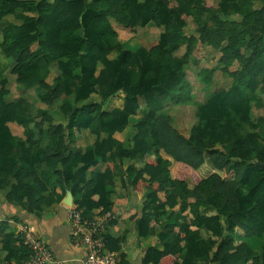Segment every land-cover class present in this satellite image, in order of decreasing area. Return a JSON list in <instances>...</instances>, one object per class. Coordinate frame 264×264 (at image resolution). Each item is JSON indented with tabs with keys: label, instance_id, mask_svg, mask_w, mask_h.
Listing matches in <instances>:
<instances>
[{
	"label": "trees",
	"instance_id": "trees-1",
	"mask_svg": "<svg viewBox=\"0 0 264 264\" xmlns=\"http://www.w3.org/2000/svg\"><path fill=\"white\" fill-rule=\"evenodd\" d=\"M217 1L214 7L207 0H0V21L16 11L27 14L22 25L3 30L0 51L9 63L4 74L15 77L20 94L33 89L41 105L57 106L66 121L55 124L41 109L34 120L24 100H8L7 81L1 80L0 186L6 201L37 208L36 196L44 189L38 170H47L55 186L70 185L87 200L97 195L90 208L108 210V194L94 183L95 175L85 181L86 173L98 168L97 157L140 161L138 171L127 169L133 185L144 182L149 191L135 219L139 236L153 235L166 209L191 214L190 220L169 216L173 223L159 234L163 251L149 249L144 263L264 264V245L259 259L245 242L264 235V169L254 164L264 163V0ZM188 22L196 26L195 35H187ZM148 25L163 28L153 45L121 50ZM199 46L220 56L196 78L208 87L219 71L231 84L206 94L185 137L164 106L195 102L187 68ZM53 63L56 76L49 85ZM117 93L124 95L123 107L104 112L103 103ZM93 95L101 102L92 101ZM142 104L143 115L130 125ZM253 106L262 111L256 120ZM13 126L22 128L24 141H14ZM82 128L96 140L85 153H71L72 132ZM125 130L128 147L114 138ZM101 133L107 137L100 141ZM172 163L178 167L173 175ZM203 169L211 172L203 176ZM201 207L212 210L201 213ZM6 229L0 222V238ZM237 231L243 241L234 239ZM4 238L0 260L25 263L30 253L24 242L26 250L14 257L15 241Z\"/></svg>",
	"mask_w": 264,
	"mask_h": 264
},
{
	"label": "crops",
	"instance_id": "crops-1",
	"mask_svg": "<svg viewBox=\"0 0 264 264\" xmlns=\"http://www.w3.org/2000/svg\"><path fill=\"white\" fill-rule=\"evenodd\" d=\"M21 1H34L39 0H21ZM26 13L21 11H16L14 14L6 15L0 21V44L2 43V35L4 28L9 25L20 26L23 22V17ZM29 16L34 17V14H29ZM146 29V28H143ZM144 33V32H143ZM143 33L141 35H143ZM139 35V36H141ZM158 38V36H157ZM156 38V40H157ZM134 39H138L134 38ZM131 39V40H134ZM130 41L126 42L121 46V50L134 52L138 48L131 49L127 47ZM156 42V41H155ZM127 44V45H126ZM153 45V44H152ZM150 47V46H149ZM130 48V49H129ZM118 53V50L112 52L109 55V59L114 58ZM7 60L4 58L0 51V82L1 80H6V89L9 91L8 100H15L21 98L28 106L32 108V116L34 120H37L36 111L38 109L44 110L54 117L55 124L65 125L66 121L58 115L57 106L46 107L41 105L37 100L36 96L29 95L27 90L24 94H20L16 85V80L13 75L4 74L7 66ZM45 67L41 68L44 71ZM57 69V64L53 63L48 66V72L46 77V82L51 85L53 79L55 78V70ZM10 84H13V89L16 91L11 93ZM33 91V89H31ZM34 92V91H33ZM35 95V93H34ZM123 97L122 93H117L115 96L107 99L103 103V111L110 112L113 109H121L123 107ZM92 101L97 103L101 102L98 95H93ZM189 106V105H188ZM181 107L185 106H174L170 103L164 106V112L171 117L174 122L176 115H180ZM144 105L139 107V111L135 116L130 119V125L139 121L140 117L144 112ZM175 111V115L172 118L171 112ZM174 125V124H173ZM33 127V124H30ZM183 136L188 137L189 130L187 133L179 130L177 126H174ZM12 136L15 142H20L25 140V135L21 127L13 126ZM129 130L121 132V134H116L114 138L124 142L125 146H130L128 139ZM106 134H100V141L106 139ZM36 138H39L36 133ZM96 140L95 135L87 129H79L72 132V144L69 145V152H77L80 154L85 153L89 150ZM42 150L38 149L36 154L39 155ZM165 158L164 155H162ZM109 156L106 155L105 160L102 162L100 158L98 160V168L88 171L86 173V180L88 182L90 176L95 175V181L99 187L104 188V191L108 194L106 201H109L111 210L114 214V220L109 223V225L103 230V238L106 244V251L116 254L118 264H146L143 262L144 256L149 249H156L158 251H163L164 244L159 238L160 232H162V227L168 224H172L173 220H169V216L172 214L174 216L181 215L187 217L188 220L191 219V214L189 210L181 213L178 208L175 207L172 210L166 209V213L160 220V226H155L154 234L147 235L145 237L139 236L136 228V217L141 214L142 206L144 202H147V196L149 191L146 190L144 182H139L136 186L133 185V179L128 175L127 169L133 166L135 170L142 168L143 164L140 161H131L129 159L116 160L115 162L108 161ZM81 167V164L77 168ZM178 168L177 164L172 163L169 167L170 174L173 175L175 169ZM39 169V168H38ZM41 175V181L44 183V189L40 190V193L36 196L38 207L31 210L27 204H16L8 203L5 198L4 189L0 186V222L7 223V229L4 235L0 238V241L7 235L11 236L12 241H15V247L13 250V256L19 257L26 248L23 244V238L21 230L23 227H31L37 239L42 241L44 245L49 249L52 254V262L50 264H81L85 257V250L83 248H75L70 242V231L69 223L67 220V212L69 208H75L82 213V216L86 219H91L98 215L100 211H103L102 207L97 209H91L90 203L94 204L97 202L98 196L85 198L82 192H72L70 185L60 188L55 186L56 178L51 177L50 172L47 170H38ZM188 188L193 189L194 185L191 179L186 180ZM70 195L71 206L66 203ZM162 195L159 198L162 199ZM189 202H192L191 200ZM89 204V205H88ZM96 204V203H95ZM206 210H212L211 208H200V212L203 213ZM107 211V210H104ZM234 239L236 241L242 240L241 232H236L234 234ZM5 239V238H4ZM107 240L108 248H107ZM246 244L252 251L254 257L261 259L262 257V247L264 245V235L262 238H250L245 240ZM22 243V244H20ZM110 246L118 247L117 251L111 250ZM6 252L4 255L6 256ZM3 258V257H2ZM22 259V257H20ZM0 264H16L14 258L10 262L0 260ZM149 264V263H148ZM198 264H204L203 262H198Z\"/></svg>",
	"mask_w": 264,
	"mask_h": 264
},
{
	"label": "built area",
	"instance_id": "built-area-1",
	"mask_svg": "<svg viewBox=\"0 0 264 264\" xmlns=\"http://www.w3.org/2000/svg\"><path fill=\"white\" fill-rule=\"evenodd\" d=\"M70 242L75 248H83L86 252L81 264H118L116 254L106 251L103 230L114 220L110 210L100 211L91 219H86L82 213L69 208L67 212ZM24 244L29 249V258L23 264H50L52 254L42 241L36 238L31 227L21 230Z\"/></svg>",
	"mask_w": 264,
	"mask_h": 264
},
{
	"label": "rangeland",
	"instance_id": "rangeland-1",
	"mask_svg": "<svg viewBox=\"0 0 264 264\" xmlns=\"http://www.w3.org/2000/svg\"><path fill=\"white\" fill-rule=\"evenodd\" d=\"M207 2H209L211 5L216 7V3L218 1L217 0H207ZM195 28L196 26L194 25L193 22H188L187 29H186L187 35H190V34L195 35ZM162 32H163V28H157V27L148 25L146 29H139L135 37V38L138 37V39H134V38H132L134 40L130 39L129 40L130 42L127 43L128 44L127 47H130L131 49L138 48L140 46L149 47L155 43L157 36ZM142 33L143 35H141ZM182 52H183V49L181 50L180 54H182ZM219 56L220 54L218 52L212 51L210 48H207V47L199 46L194 51L193 59L187 68V78L189 82H192V84L194 83L192 87L194 90H196V93H194L195 102H193L192 105L181 107L182 112H180V115L178 114L176 115V117L174 118L175 120L173 122L174 126H177V128L183 131L184 133H187V130H189L190 127L195 123L196 107L203 100L206 94L208 92L211 93L212 91L219 90V89L226 90L229 88L231 84V80L228 77L223 76L219 71L214 73V76H212L211 83L208 87H206L199 79L196 78V75L199 73L201 69H206V68L209 69V68L215 67ZM194 61H196V63H194ZM10 91L13 94L14 92H16L13 89V84H10ZM27 93L33 96V98L35 97L34 92L32 90H30ZM175 113H176L175 111L171 112L172 118L174 117ZM261 114H262V111L255 109L253 106L252 119L256 120V118ZM210 172L211 171L209 170H206V171L204 170L201 172V174L203 176H206V174L208 175Z\"/></svg>",
	"mask_w": 264,
	"mask_h": 264
},
{
	"label": "water",
	"instance_id": "water-1",
	"mask_svg": "<svg viewBox=\"0 0 264 264\" xmlns=\"http://www.w3.org/2000/svg\"><path fill=\"white\" fill-rule=\"evenodd\" d=\"M254 164L256 166H258L259 168L264 169V163L254 162ZM67 197H68V199H67L66 203L68 204V206H71L70 195H68Z\"/></svg>",
	"mask_w": 264,
	"mask_h": 264
}]
</instances>
